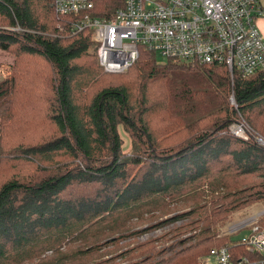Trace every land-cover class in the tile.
I'll return each mask as SVG.
<instances>
[{
    "label": "trees",
    "instance_id": "trees-1",
    "mask_svg": "<svg viewBox=\"0 0 264 264\" xmlns=\"http://www.w3.org/2000/svg\"><path fill=\"white\" fill-rule=\"evenodd\" d=\"M54 1L0 0V49L16 56L0 81V264H73L58 245L84 236L89 222L95 235L96 219H108L109 234L123 226L114 221L122 211L154 197L162 209L166 196L210 183L224 208L191 221L203 224L197 242L166 261L205 264L201 256L233 240L213 225L251 200L238 188L264 199V147L230 129L244 116L264 137V70L232 77L225 64L160 62L141 49L128 72L109 73L93 29L73 32L81 15H58ZM92 1L101 18L125 3ZM258 222L264 227V215ZM231 250L249 255L245 246Z\"/></svg>",
    "mask_w": 264,
    "mask_h": 264
},
{
    "label": "built area",
    "instance_id": "built-area-1",
    "mask_svg": "<svg viewBox=\"0 0 264 264\" xmlns=\"http://www.w3.org/2000/svg\"><path fill=\"white\" fill-rule=\"evenodd\" d=\"M54 7L60 16L81 15L73 32L93 29L99 62L109 73L126 72L141 49L165 59L225 64L232 77L246 78L264 70V36L259 27L264 0H125L111 18L93 16L92 0H55ZM230 129L249 138L245 122ZM247 229L239 238L211 249L202 262L264 264V227L255 221ZM238 245L245 246L249 255L232 252Z\"/></svg>",
    "mask_w": 264,
    "mask_h": 264
},
{
    "label": "rangeland",
    "instance_id": "rangeland-1",
    "mask_svg": "<svg viewBox=\"0 0 264 264\" xmlns=\"http://www.w3.org/2000/svg\"><path fill=\"white\" fill-rule=\"evenodd\" d=\"M259 27L264 36V22H260ZM89 60L87 59V61ZM158 60L164 62L166 59L158 56ZM15 61V54L0 49V81L11 74ZM35 64L45 66L39 58L35 59ZM230 103L237 108L234 98L230 97ZM239 122H245L250 129L249 136L251 137L252 134V136H256L258 144L264 147V137L258 135L254 128L252 129L244 116H239L231 125ZM122 131L123 150L130 152L132 141L123 128ZM235 137L243 139L236 135ZM259 138H263V141H260ZM165 144L173 145L172 142H163V145ZM201 187L199 190L205 191L204 196L200 195L197 187L193 186L184 193L166 196L165 204L169 203L162 209L154 208L156 206L154 197L136 204L137 212L134 211L130 214L127 211H122L114 221H121L123 226L109 234L106 231L108 228H104V225L110 226L108 219L98 218L96 220L101 221L103 227L101 230H95V235H92L95 232L88 231L92 225V222H89V225L85 226L84 236L81 237L79 233H76L72 239L61 243L58 247L62 248V252L67 256H69L68 253L75 255L76 261L73 264H162L163 262L166 264L167 259L197 242V235L203 224H198L197 228L196 223L189 224L191 221H195L200 214L221 212L224 208L222 202L213 203L212 201V198L219 195V190H212L210 183ZM239 189H244L240 192L241 195H245L251 200L246 207L230 213L227 220L217 221L213 225V231L217 237L230 234L232 239L239 238L248 231L247 227L251 222L258 221L264 215V199L254 202L252 199L255 197L248 195L255 191L245 186ZM236 204L238 203H234V205ZM99 238H103V241L100 243L94 241ZM52 253V250H48L46 255ZM204 256L199 258L201 263Z\"/></svg>",
    "mask_w": 264,
    "mask_h": 264
},
{
    "label": "crops",
    "instance_id": "crops-1",
    "mask_svg": "<svg viewBox=\"0 0 264 264\" xmlns=\"http://www.w3.org/2000/svg\"><path fill=\"white\" fill-rule=\"evenodd\" d=\"M260 22H264V19H260V20H259V25H260Z\"/></svg>",
    "mask_w": 264,
    "mask_h": 264
}]
</instances>
